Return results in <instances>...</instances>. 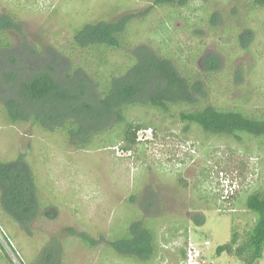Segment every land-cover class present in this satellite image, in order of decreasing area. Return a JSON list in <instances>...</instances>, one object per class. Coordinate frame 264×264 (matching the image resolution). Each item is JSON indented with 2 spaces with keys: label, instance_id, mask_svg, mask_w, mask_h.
Wrapping results in <instances>:
<instances>
[{
  "label": "rangeland",
  "instance_id": "374dc122",
  "mask_svg": "<svg viewBox=\"0 0 264 264\" xmlns=\"http://www.w3.org/2000/svg\"><path fill=\"white\" fill-rule=\"evenodd\" d=\"M208 1L192 0L177 11L149 9L154 0H0V18L6 20L0 29L10 41L7 49L0 48V161L25 158L35 177L38 202L35 214L22 223L0 189V264H150L153 261L122 255L112 243L119 240L121 245L124 236L140 229V221L154 229L161 245H170L155 264L176 261L172 256L186 228L206 264H246L235 253L217 254V248L230 240L234 229L244 234L256 222L257 214L247 209L246 201L264 190V137L218 136L187 126L177 118L190 107L184 103L171 105L172 119L135 106L128 120H149L156 127L140 130L138 144L125 150L123 126L111 107L118 94L107 92L113 81H132L136 99L146 101L161 79L155 59L165 52L183 55L186 61L194 51L189 67L205 71L211 54L234 46L232 36H211L203 26L186 29V22L203 15L200 5ZM221 1L213 0L216 9ZM255 12L259 21L251 25L258 30L264 16ZM125 15L135 16L129 46L113 51L110 65L103 53L91 55L72 44L74 32L86 24L117 22ZM260 30L248 50H226L219 72L202 77L198 93L205 95L204 103L264 116ZM163 45L162 53L157 52ZM13 56L15 63L10 62ZM45 71L56 74L64 98L36 102L25 95L23 82ZM107 96L110 106L101 104ZM10 106L27 119L12 123ZM36 113L40 124L32 120ZM68 121L79 124L77 137L68 138L59 130ZM97 131L92 146L84 147ZM242 164L245 174L236 177L235 166ZM231 179L239 188L233 198L223 199L224 180ZM201 215L204 221L198 225ZM254 264H264V255Z\"/></svg>",
  "mask_w": 264,
  "mask_h": 264
},
{
  "label": "trees",
  "instance_id": "16d2710c",
  "mask_svg": "<svg viewBox=\"0 0 264 264\" xmlns=\"http://www.w3.org/2000/svg\"><path fill=\"white\" fill-rule=\"evenodd\" d=\"M191 1L192 0H154L153 6L149 9L158 6L161 8H175L178 11V9L182 7H187ZM220 3L217 9L215 8L216 6L213 0H209L207 4L203 3V5H200L203 15L197 17L196 21L193 23L186 22L187 30L195 29L197 26H203V28H206L210 32L211 36L219 33L220 36L226 38L232 36L234 38V46L229 45L224 51L219 50L220 55L211 54L208 57L205 71L201 70L199 67H195V69L189 67L187 62H192V60L196 58L194 51H192L189 56H186L188 61L184 60L185 58L183 55H174L165 52V56H160L162 59H155L156 69L161 74V79L154 85L157 90H155L154 94H151L146 101L140 102L138 98L136 99L138 92L132 81L121 85H115L113 81L108 87L107 92L118 94V99L111 107L112 109L114 108L113 113L116 114L119 119L118 125L120 124V126H123L122 135L126 140L123 149L131 150L138 144L137 134L140 130L150 127L153 129L156 127V123L153 121L144 120L141 122L140 120L139 122H134L128 120V112L135 106H141L151 110V112L148 111L149 114L154 113L160 117L172 119L175 117V114L172 113L171 105H181L184 103L190 107L179 111L177 118L187 126H197V128L207 134L218 136L230 135L235 138L250 134L254 135V137H264V116L257 117L255 114H246L240 110L223 109L215 105L206 104L204 103L206 99L205 95L201 96L200 94L202 92L198 93V91L203 90L202 77H208L209 75L213 77L219 72L223 63L222 58L225 57L226 59V50H230V53L233 49L234 51H239L240 48L247 49L250 47L252 41H255L256 37H258L259 29H261L260 31L264 34L263 19L258 30V27L255 28L251 25V22L254 23L259 21L254 18L255 11H259V13H262L264 16V0H225ZM145 14L146 13H143L142 17H144ZM170 16L171 13L169 17ZM234 16H237V18L234 20L235 22L232 23L229 19H232ZM134 17L135 16L132 15H125L117 22L97 21L86 24L83 28L74 32L72 44L78 50L88 49L91 55L98 51L103 53L106 59V65H110L113 63L112 60L115 61L113 56L116 54H113V51L116 50L115 52H119L123 48H128L127 45L129 46V44L127 38L128 33H131ZM5 21L6 20L0 18V27H4L6 24ZM201 21L203 22L200 23ZM204 21H206V23H204ZM3 29L4 28L0 29V48L7 49L10 46V41L7 39ZM177 46L181 49L179 45ZM162 48L164 49V45L160 46L157 52L162 53ZM170 49L171 48H169V50ZM170 52H172V50H170ZM260 53L261 51L257 52V54ZM129 56L131 55L129 54ZM10 62L15 63L16 57L13 56ZM130 71L128 74H130ZM142 72L144 71H140V74ZM23 83V88H25L24 93L28 99L32 101L47 100L52 96H56L60 99L64 98L65 90L59 86L56 74L50 71L34 74ZM101 88L103 92L106 91V87ZM103 89H105V91ZM178 89H180V93H176ZM110 99L111 98L108 96L105 97V99L101 100V104L110 106ZM187 101L195 102L187 103ZM9 111H11L9 112V120L12 123H17L18 121L16 120L24 118L21 116L23 113L17 109L14 110L11 107ZM144 116L147 118V114ZM26 117L27 116H25L24 119H27ZM53 118L55 117L50 119ZM32 120L39 124L42 122L38 114L34 116ZM53 126L52 124L51 127L54 128ZM112 127H114V125ZM59 130L68 138H72L73 136L77 137L81 132L79 131V124L75 121L63 122ZM184 130L187 129L184 127ZM91 133L92 134L87 138V142L84 143V147L88 145L89 147L92 146L94 139L98 136V131ZM262 144H264V139H262ZM242 165L243 166H235V169H237L236 177L244 176L246 165ZM0 167H2V169H0V189L3 193L2 198L6 203L8 200L11 202V204H9V202L7 203L10 206L11 213L13 211L15 215H20L19 220L24 223L26 217L35 214L38 207V202H36V198L34 197L36 185L32 168L22 156L14 161H0ZM233 182L234 179H231L232 184ZM233 196L231 198H233ZM246 207L250 212L257 214L256 222L254 225L250 226L244 234H240L237 229H234L230 240L218 246L217 254L220 255L225 251L231 254L235 253L243 258L246 264H254L261 260L264 255V190L255 191L250 194L246 201ZM201 217L202 218H199L201 220L197 219L198 225L202 224L204 221L203 215H201ZM15 218L17 219V217ZM138 223L140 229L136 231L133 229L132 231H134V233H131L132 235L124 236L122 238L123 240H121V245H119V240L112 243L124 256H131L141 260L147 259L151 262L153 261V263L150 264H155L154 262L160 258L161 251L165 250L167 247L159 243L157 233L149 224L143 223V221ZM185 230L186 231L183 233V243L177 246L175 249L176 253L172 256L176 257V261H173L171 258V264H181L187 257L190 234L187 228ZM96 243L97 242H95V244ZM52 261H50V264H52ZM164 261L169 262V260ZM53 264H55V262Z\"/></svg>",
  "mask_w": 264,
  "mask_h": 264
},
{
  "label": "built area",
  "instance_id": "2783aa9c",
  "mask_svg": "<svg viewBox=\"0 0 264 264\" xmlns=\"http://www.w3.org/2000/svg\"><path fill=\"white\" fill-rule=\"evenodd\" d=\"M223 179V178H222ZM223 199H230L239 188L238 182L231 183V180H224L223 183ZM181 264H206L203 258L202 252L199 247L192 243H189L187 250V257L183 260Z\"/></svg>",
  "mask_w": 264,
  "mask_h": 264
},
{
  "label": "crops",
  "instance_id": "0c3cea01",
  "mask_svg": "<svg viewBox=\"0 0 264 264\" xmlns=\"http://www.w3.org/2000/svg\"><path fill=\"white\" fill-rule=\"evenodd\" d=\"M193 242V238H192V236H190V243H192ZM178 242H176V240H175V242L173 243V244H177ZM193 244V243H192ZM170 247V245L169 246H167V248H169ZM171 247H172V245H171Z\"/></svg>",
  "mask_w": 264,
  "mask_h": 264
},
{
  "label": "flooded vegetation",
  "instance_id": "af4514ba",
  "mask_svg": "<svg viewBox=\"0 0 264 264\" xmlns=\"http://www.w3.org/2000/svg\"><path fill=\"white\" fill-rule=\"evenodd\" d=\"M216 55H218V54H216Z\"/></svg>",
  "mask_w": 264,
  "mask_h": 264
}]
</instances>
